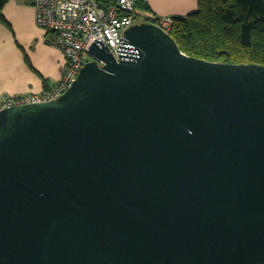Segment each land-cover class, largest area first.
Returning <instances> with one entry per match:
<instances>
[{
  "label": "water",
  "instance_id": "water-1",
  "mask_svg": "<svg viewBox=\"0 0 264 264\" xmlns=\"http://www.w3.org/2000/svg\"><path fill=\"white\" fill-rule=\"evenodd\" d=\"M123 32L0 109V264H264V65Z\"/></svg>",
  "mask_w": 264,
  "mask_h": 264
},
{
  "label": "built area",
  "instance_id": "built-area-1",
  "mask_svg": "<svg viewBox=\"0 0 264 264\" xmlns=\"http://www.w3.org/2000/svg\"><path fill=\"white\" fill-rule=\"evenodd\" d=\"M135 6L136 0H116L105 7L97 0H35V23L49 34V42L64 53L65 70L54 86L40 92L2 96L0 109L57 98L76 79L86 62L97 60L88 51L95 38L102 39L118 60L117 47L120 36L124 35L123 29L150 22L147 14L137 12ZM152 23L168 31L172 16H160Z\"/></svg>",
  "mask_w": 264,
  "mask_h": 264
},
{
  "label": "trees",
  "instance_id": "trees-1",
  "mask_svg": "<svg viewBox=\"0 0 264 264\" xmlns=\"http://www.w3.org/2000/svg\"><path fill=\"white\" fill-rule=\"evenodd\" d=\"M7 1L0 0V20ZM97 1L105 7L116 0ZM135 10L150 22L159 19L145 0H136ZM168 32L188 56L264 65V0H198L196 11L172 16Z\"/></svg>",
  "mask_w": 264,
  "mask_h": 264
},
{
  "label": "crops",
  "instance_id": "crops-1",
  "mask_svg": "<svg viewBox=\"0 0 264 264\" xmlns=\"http://www.w3.org/2000/svg\"><path fill=\"white\" fill-rule=\"evenodd\" d=\"M35 0H8L0 20V98L37 93L62 77L66 58L35 23ZM155 16H185L198 0H145Z\"/></svg>",
  "mask_w": 264,
  "mask_h": 264
}]
</instances>
